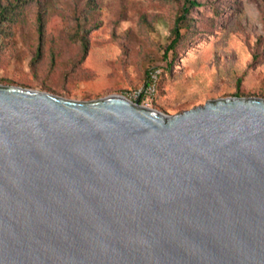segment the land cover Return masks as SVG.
Returning a JSON list of instances; mask_svg holds the SVG:
<instances>
[{"label": "water", "instance_id": "obj_1", "mask_svg": "<svg viewBox=\"0 0 264 264\" xmlns=\"http://www.w3.org/2000/svg\"><path fill=\"white\" fill-rule=\"evenodd\" d=\"M0 264H264V98L0 84Z\"/></svg>", "mask_w": 264, "mask_h": 264}, {"label": "rangeland", "instance_id": "obj_2", "mask_svg": "<svg viewBox=\"0 0 264 264\" xmlns=\"http://www.w3.org/2000/svg\"><path fill=\"white\" fill-rule=\"evenodd\" d=\"M184 2L0 0V84L131 98L153 70L150 107L166 114L235 94L264 98V0H197L167 52Z\"/></svg>", "mask_w": 264, "mask_h": 264}, {"label": "trees", "instance_id": "obj_3", "mask_svg": "<svg viewBox=\"0 0 264 264\" xmlns=\"http://www.w3.org/2000/svg\"><path fill=\"white\" fill-rule=\"evenodd\" d=\"M197 4V0H185L184 5L182 7V12L181 14L176 18L174 27L172 28V33H173V39L169 45V48L167 49V52L169 50H174L176 46L179 44V42L182 39L183 36V26L186 23L187 19V14L191 11V8ZM5 12V10H3ZM148 74V80L147 84L151 83L153 81L152 73L153 70H150L147 72ZM238 95V94H235Z\"/></svg>", "mask_w": 264, "mask_h": 264}, {"label": "built area", "instance_id": "obj_4", "mask_svg": "<svg viewBox=\"0 0 264 264\" xmlns=\"http://www.w3.org/2000/svg\"><path fill=\"white\" fill-rule=\"evenodd\" d=\"M157 77V74L155 75ZM156 79L149 84L143 85L131 92V99L139 100L143 105L150 107L156 94Z\"/></svg>", "mask_w": 264, "mask_h": 264}]
</instances>
